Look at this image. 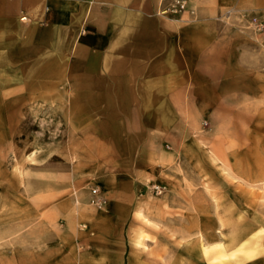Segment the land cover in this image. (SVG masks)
<instances>
[{
  "label": "rangeland",
  "instance_id": "rangeland-1",
  "mask_svg": "<svg viewBox=\"0 0 264 264\" xmlns=\"http://www.w3.org/2000/svg\"><path fill=\"white\" fill-rule=\"evenodd\" d=\"M216 21L225 33L202 51L185 85L200 97L184 98L195 108L174 131L133 129L127 114L68 129L33 99L7 122L0 113V264H39L66 235L75 245L88 226L74 211L67 227L58 203L76 193L105 210L118 180L137 208L122 228L124 264H170L178 252L185 264H264V15L230 8Z\"/></svg>",
  "mask_w": 264,
  "mask_h": 264
},
{
  "label": "crops",
  "instance_id": "crops-1",
  "mask_svg": "<svg viewBox=\"0 0 264 264\" xmlns=\"http://www.w3.org/2000/svg\"><path fill=\"white\" fill-rule=\"evenodd\" d=\"M188 1L195 16L166 11L170 0H0L5 121L24 113V99H33L47 102L48 113L63 114L68 129L104 130L103 115L127 114L133 129L174 131L180 115L195 108H187L184 98L200 97L185 85L200 72L202 51L209 52L225 33L217 15L230 8L264 15V0ZM111 189L105 210L88 207L76 193L58 203L66 226L75 211L88 233H80L76 243L82 249L66 235L63 248L40 251L39 264L125 263L122 228L137 208L123 180ZM110 220L115 229H105ZM175 258L170 264H185L184 253Z\"/></svg>",
  "mask_w": 264,
  "mask_h": 264
},
{
  "label": "built area",
  "instance_id": "built-area-1",
  "mask_svg": "<svg viewBox=\"0 0 264 264\" xmlns=\"http://www.w3.org/2000/svg\"><path fill=\"white\" fill-rule=\"evenodd\" d=\"M188 6V0H170L166 11L173 13H180L184 11ZM157 188V187H156ZM92 193H96V190H92ZM96 204H100L99 200H96Z\"/></svg>",
  "mask_w": 264,
  "mask_h": 264
}]
</instances>
